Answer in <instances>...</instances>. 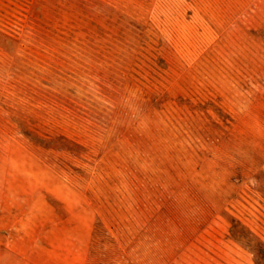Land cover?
Wrapping results in <instances>:
<instances>
[{"label":"rangeland","instance_id":"374dc122","mask_svg":"<svg viewBox=\"0 0 264 264\" xmlns=\"http://www.w3.org/2000/svg\"><path fill=\"white\" fill-rule=\"evenodd\" d=\"M0 264H264V0H0Z\"/></svg>","mask_w":264,"mask_h":264}]
</instances>
